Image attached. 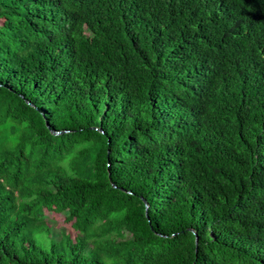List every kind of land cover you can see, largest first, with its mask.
Wrapping results in <instances>:
<instances>
[{
	"label": "trees",
	"instance_id": "1",
	"mask_svg": "<svg viewBox=\"0 0 264 264\" xmlns=\"http://www.w3.org/2000/svg\"><path fill=\"white\" fill-rule=\"evenodd\" d=\"M0 264H264V0H0Z\"/></svg>",
	"mask_w": 264,
	"mask_h": 264
},
{
	"label": "rangeland",
	"instance_id": "2",
	"mask_svg": "<svg viewBox=\"0 0 264 264\" xmlns=\"http://www.w3.org/2000/svg\"><path fill=\"white\" fill-rule=\"evenodd\" d=\"M45 213L49 217L48 222L54 225L56 229L66 228L67 232L75 236L76 231L72 228V222L64 214L49 209H45Z\"/></svg>",
	"mask_w": 264,
	"mask_h": 264
},
{
	"label": "water",
	"instance_id": "3",
	"mask_svg": "<svg viewBox=\"0 0 264 264\" xmlns=\"http://www.w3.org/2000/svg\"><path fill=\"white\" fill-rule=\"evenodd\" d=\"M58 133H61V132H57V134H58ZM197 239H198V238H197Z\"/></svg>",
	"mask_w": 264,
	"mask_h": 264
}]
</instances>
